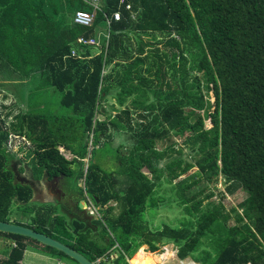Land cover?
Listing matches in <instances>:
<instances>
[{
	"label": "trees",
	"instance_id": "1",
	"mask_svg": "<svg viewBox=\"0 0 264 264\" xmlns=\"http://www.w3.org/2000/svg\"><path fill=\"white\" fill-rule=\"evenodd\" d=\"M78 2L72 10L73 0H0V85L14 95L4 85L17 86L25 105L10 128L34 146L27 167H14L3 128L11 109L0 110V220L97 264H140L154 254L142 248L130 263L142 244L155 250L170 241L197 264H264V0ZM77 9L92 21L76 22ZM174 137L182 138L177 147ZM106 156L114 168L103 167ZM26 168L35 177L74 176L78 194L102 209L100 238L55 205L32 204V182L17 174ZM237 188L245 196L227 211L224 194ZM11 204L24 223L9 220ZM173 205L176 225H156ZM0 234L8 238L0 264H24L29 244L80 264L29 237Z\"/></svg>",
	"mask_w": 264,
	"mask_h": 264
},
{
	"label": "rangeland",
	"instance_id": "2",
	"mask_svg": "<svg viewBox=\"0 0 264 264\" xmlns=\"http://www.w3.org/2000/svg\"><path fill=\"white\" fill-rule=\"evenodd\" d=\"M78 5H79L78 0H73L72 10H75L76 8H78ZM1 79H4V77L0 75V83H3L2 81H4V80H1ZM6 83L7 84L4 86L11 89L12 91H14V93L16 95L10 93L9 91H6V89H3L0 85V110L2 113H6L11 109V112L5 118L4 125H3V128L8 130V136H7V140L5 142V145H6L7 149L10 150V152L14 153V157L12 160L13 165H15L14 167H16V168H18L19 166L24 167V166L28 165V162H29L30 156L32 155V151L34 149V146H33L32 142L30 141L29 138H27L23 134L15 133L10 128L13 126V124L18 123V120L15 119V116L20 115V112H21L22 108L25 107V105H24V102H22L23 101L22 96L18 93L17 86L15 87V86H12L11 83H8V82H6ZM13 85H17V84H13ZM47 97L50 100H52L53 102H55V97H53V96H47ZM50 100H49V102L52 104V102ZM17 101H19L20 104H17ZM112 101H113L112 99H109L107 102H108V104H110V102H112ZM22 103H23V105H22ZM100 116L103 117V115H100ZM113 138L115 140L118 138V136H115ZM173 139L176 141L174 144L176 147L180 145V142H182V138L174 137ZM117 142H118V140L115 143H117ZM157 146H159V145H157ZM128 147L129 146H127V145H123L121 147V149L127 150ZM60 149L69 158L73 156V154L68 149H66L64 146H60ZM28 150H30V151L28 152ZM184 150H186V149H184ZM112 162H114V160L110 159L109 156H106L102 159V164H103L104 168H114ZM195 169L196 168H193L191 170V172L195 171ZM17 174H19V177L27 176L24 172H20ZM31 175H32L31 176L32 181L33 180L35 181L36 178H39V177L33 176L32 170H31ZM182 177H184V176H182ZM27 178H28V176H27ZM22 180H25V179L22 178ZM82 181L83 180H79V183L81 184V186L83 185ZM63 184H64V186H62L63 192L69 194L71 184L75 187V177L72 176L70 178H67L63 182ZM204 185H205V182L201 181L198 184V187L202 188V187H204ZM221 190H223V186L219 183L217 188H213L214 194H213L212 198H210V199L216 201L219 198V191H221ZM160 192H162V191H160ZM205 193H207V191H205ZM205 193H203L201 196H203ZM156 195H158V194H156ZM244 196H245V193L243 191H241L239 188L235 189L233 193L224 194L223 202H224L226 210L229 211V209L231 207L238 208V205L241 202V200L244 198ZM88 200H89V202H91L90 199H88ZM92 205H93L92 203H89V205H86V208H88V209L92 208ZM56 206H57V210H58L57 213L61 214V216H64L67 219V221H71L69 219V217L67 216V214L61 213L62 207L59 204H56ZM11 209L12 210H11V213L9 215L10 221L23 222L24 223L27 220V217L23 216L15 208V205L11 204ZM65 210H66V207H65ZM175 210H176V207L174 205L171 209L161 210V213L158 216V218L157 219L154 218L155 224L159 225V224H163L164 222H167V223L171 224L172 226H175L176 220L173 218V216L176 213V211H178V210H176V211ZM72 214H73V212H72ZM75 216L76 215H74V217ZM150 218L151 217H149V213H147V221L148 222H150ZM28 219H30V218H28ZM228 222L232 223L233 219L230 218ZM7 241H8V238L6 236L0 234V256H2V255L5 256L7 254V250H8V246H6ZM171 243H173V242L170 241V242H168V244H165L164 246L165 247L169 246L168 247L169 253H171V251H173V256L175 255L173 257L174 258V264H187V263L189 264L190 261H193L194 264H197V262L194 261L193 259H191L189 256L184 258V260L182 262L179 261V257L177 256V253H176L177 247L174 246L173 247L174 249H172L173 245H171ZM164 246L162 247V250L166 249ZM154 253H158V250ZM168 258L171 259L170 257H168ZM168 258H167V260H169ZM57 259L58 258L53 253H51L50 251H45V250H42L41 247H36V246H32L29 244V245H26V247L24 249V252H23L22 258H21V262L24 264H57ZM60 260H62V262L66 263V264H74V262L71 259H68L66 257L60 258ZM131 261H133V258H131ZM144 264H149V261H144Z\"/></svg>",
	"mask_w": 264,
	"mask_h": 264
},
{
	"label": "crops",
	"instance_id": "3",
	"mask_svg": "<svg viewBox=\"0 0 264 264\" xmlns=\"http://www.w3.org/2000/svg\"><path fill=\"white\" fill-rule=\"evenodd\" d=\"M29 180L31 181L32 178H29ZM65 180L66 179L63 176L61 178H52V179H50V177L47 174H45V175H43V176H41L39 178H36L35 179V183L33 181H31V182H33L32 185H31L33 193H32V197L30 199V202L32 204H34L35 206H37V207L42 206V205H49V204L56 206V204H59L62 207L61 208L62 209L61 213L67 214V216L69 217V219L72 222H74L75 220L82 221L84 223V228L83 229L90 228L92 230L93 234H94L92 236H94L95 239L100 238V233L98 232V229H99V226H100L101 223L97 219H100L102 217L101 216L102 215L101 207L100 206H96V205H94L92 203L93 204L92 208H89V209L86 208V205H89V203L86 202L87 199H89V198H86V197L82 198L81 197L82 195L78 194V191H77L78 189L73 187L72 184H71L72 186L70 188V193L69 194L64 193L62 186H64L63 182ZM78 185H81V184L78 183ZM57 189H59L60 192L57 191ZM62 193H63V195H62ZM78 203L82 204V207H80V205H79L80 209L78 208ZM65 207H66V210H65ZM55 208H57V206ZM72 212H73V214H72ZM74 215H76V216L74 217ZM93 222L95 224H93ZM96 222H98L97 225H96ZM101 241H103V240H101ZM165 244H168V242L165 243ZM165 244H162L158 249H155V250H152L151 248H149L148 244H142L128 258V260L131 263L132 262L131 258H133L140 251V249L143 248L145 253H148V252L149 253H154L157 250H158V253L148 254L147 256L144 257L143 261L140 264H144V261H149V264H156V262L152 258V256H156L157 257V259L159 261L158 262L159 264H174V258L173 257L175 255L173 256V251H171V253H169V251H168L169 250L168 249L169 246L165 247L164 246ZM171 245H173L172 249H174L173 248L175 246L174 243H171ZM163 246L166 249L162 250ZM109 255H110V253H109ZM112 256L114 257L115 254L112 253ZM105 257L107 258V256H105ZM168 257H170L171 259H169ZM167 258L169 260H167ZM183 260H184V258L183 259L179 258V261L182 262ZM191 262H193V261H190V263ZM57 264H66V263H64V262L60 261L59 259H57Z\"/></svg>",
	"mask_w": 264,
	"mask_h": 264
},
{
	"label": "water",
	"instance_id": "4",
	"mask_svg": "<svg viewBox=\"0 0 264 264\" xmlns=\"http://www.w3.org/2000/svg\"><path fill=\"white\" fill-rule=\"evenodd\" d=\"M24 173L29 177L31 176V170L29 168H26ZM32 181V180H31ZM35 183V181L33 180ZM32 182V183H33ZM80 207H82V204H79ZM0 230L1 231H8L10 233L19 234L22 236L29 237L39 243H42L44 245L51 246L55 248L56 250L64 253L66 256H69L70 258L78 261L80 264H96V262L89 259L85 254L81 253L80 251L76 250L75 248L71 247L70 245L53 238L43 232L35 231L31 229L30 227L15 224L9 221H2L0 220ZM190 264H194L191 262Z\"/></svg>",
	"mask_w": 264,
	"mask_h": 264
},
{
	"label": "built area",
	"instance_id": "5",
	"mask_svg": "<svg viewBox=\"0 0 264 264\" xmlns=\"http://www.w3.org/2000/svg\"><path fill=\"white\" fill-rule=\"evenodd\" d=\"M93 3L96 2V0H89ZM113 17L114 19H118L120 17V14L118 11L113 13ZM93 15L91 12H89L88 10H84V9H77L74 12V20L78 23H82V24H89L92 21ZM82 40V42H94L95 40L93 38H80ZM71 53H75L74 48L71 49Z\"/></svg>",
	"mask_w": 264,
	"mask_h": 264
},
{
	"label": "flooded vegetation",
	"instance_id": "6",
	"mask_svg": "<svg viewBox=\"0 0 264 264\" xmlns=\"http://www.w3.org/2000/svg\"><path fill=\"white\" fill-rule=\"evenodd\" d=\"M22 178L25 179L26 181L29 180V178H27V176H21L20 179H22ZM57 191H59V189H57ZM59 192H60V191H59ZM62 195H63V193H62Z\"/></svg>",
	"mask_w": 264,
	"mask_h": 264
},
{
	"label": "clouds",
	"instance_id": "7",
	"mask_svg": "<svg viewBox=\"0 0 264 264\" xmlns=\"http://www.w3.org/2000/svg\"><path fill=\"white\" fill-rule=\"evenodd\" d=\"M86 202H88V203H92V202H89V200L87 199V201ZM176 251H177V249H176ZM101 260V258H98V259H96V261H94V262H96V264L99 262Z\"/></svg>",
	"mask_w": 264,
	"mask_h": 264
}]
</instances>
